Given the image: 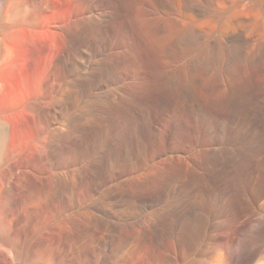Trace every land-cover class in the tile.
<instances>
[{
    "label": "bare ground",
    "instance_id": "6f19581e",
    "mask_svg": "<svg viewBox=\"0 0 264 264\" xmlns=\"http://www.w3.org/2000/svg\"><path fill=\"white\" fill-rule=\"evenodd\" d=\"M71 1L0 0V264L264 258V0Z\"/></svg>",
    "mask_w": 264,
    "mask_h": 264
},
{
    "label": "rangeland",
    "instance_id": "374dc122",
    "mask_svg": "<svg viewBox=\"0 0 264 264\" xmlns=\"http://www.w3.org/2000/svg\"><path fill=\"white\" fill-rule=\"evenodd\" d=\"M42 5L49 8V12L52 15L66 12L69 6H73L74 3L70 0H40ZM1 32V29H0ZM247 197L243 198V202H247ZM251 224L254 226L250 238L251 249L258 250L259 248H264V201L258 205H254V209L251 213ZM262 217V219H259ZM194 255H190L189 260H192ZM250 264H264V258L256 257Z\"/></svg>",
    "mask_w": 264,
    "mask_h": 264
}]
</instances>
